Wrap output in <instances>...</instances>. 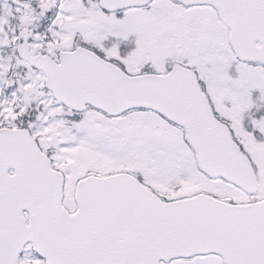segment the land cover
Returning <instances> with one entry per match:
<instances>
[{
	"label": "snow or ice",
	"instance_id": "6c2138e0",
	"mask_svg": "<svg viewBox=\"0 0 264 264\" xmlns=\"http://www.w3.org/2000/svg\"><path fill=\"white\" fill-rule=\"evenodd\" d=\"M0 264H264V0H0Z\"/></svg>",
	"mask_w": 264,
	"mask_h": 264
}]
</instances>
